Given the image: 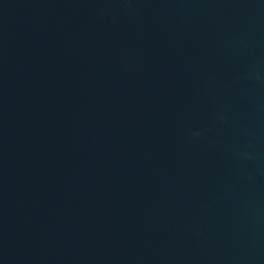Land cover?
<instances>
[{
	"label": "water",
	"instance_id": "95a60500",
	"mask_svg": "<svg viewBox=\"0 0 264 264\" xmlns=\"http://www.w3.org/2000/svg\"><path fill=\"white\" fill-rule=\"evenodd\" d=\"M0 264H264V0H0Z\"/></svg>",
	"mask_w": 264,
	"mask_h": 264
}]
</instances>
